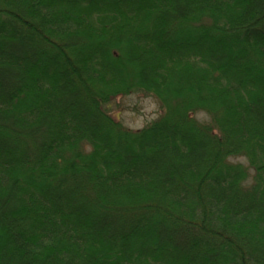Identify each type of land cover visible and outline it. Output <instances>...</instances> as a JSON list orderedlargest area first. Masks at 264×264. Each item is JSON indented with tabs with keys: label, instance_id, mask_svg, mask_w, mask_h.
<instances>
[{
	"label": "trees",
	"instance_id": "1",
	"mask_svg": "<svg viewBox=\"0 0 264 264\" xmlns=\"http://www.w3.org/2000/svg\"><path fill=\"white\" fill-rule=\"evenodd\" d=\"M0 264H264V0H0Z\"/></svg>",
	"mask_w": 264,
	"mask_h": 264
},
{
	"label": "rangeland",
	"instance_id": "2",
	"mask_svg": "<svg viewBox=\"0 0 264 264\" xmlns=\"http://www.w3.org/2000/svg\"><path fill=\"white\" fill-rule=\"evenodd\" d=\"M109 111L118 118L120 123L129 130H140L158 116L159 108L154 99L135 94L119 99L111 104ZM202 119L203 116H198ZM232 163L246 165L240 158L229 159Z\"/></svg>",
	"mask_w": 264,
	"mask_h": 264
}]
</instances>
